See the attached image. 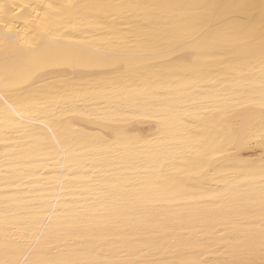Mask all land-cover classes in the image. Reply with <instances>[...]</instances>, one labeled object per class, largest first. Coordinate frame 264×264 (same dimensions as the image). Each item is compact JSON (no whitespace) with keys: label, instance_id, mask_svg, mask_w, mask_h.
<instances>
[{"label":"bare ground","instance_id":"bare-ground-1","mask_svg":"<svg viewBox=\"0 0 264 264\" xmlns=\"http://www.w3.org/2000/svg\"><path fill=\"white\" fill-rule=\"evenodd\" d=\"M0 264H264V0H0Z\"/></svg>","mask_w":264,"mask_h":264}]
</instances>
